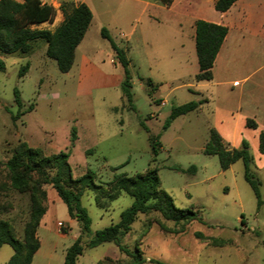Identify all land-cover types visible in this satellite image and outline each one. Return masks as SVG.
<instances>
[{
    "label": "rangeland",
    "instance_id": "rangeland-1",
    "mask_svg": "<svg viewBox=\"0 0 264 264\" xmlns=\"http://www.w3.org/2000/svg\"><path fill=\"white\" fill-rule=\"evenodd\" d=\"M109 3L110 9L91 5L95 18L66 72L46 55V44L40 39L28 55L0 54L5 65L0 71V218L22 239L30 215V193L9 187L3 163L25 142L39 147L43 155L68 152L73 178L88 170L94 172L96 187L77 186L82 190L81 203L91 218L92 232L116 222L120 211L132 202L123 191L115 197L109 195L112 175L119 172L133 175L156 167L160 188L174 204L199 211L200 220L187 222L166 220L153 210L139 213L123 241L131 250L139 248L146 259L142 264H155L150 259L167 264H264V154L258 151L257 129L218 105V100L210 97L208 81L194 79L198 66L190 41L185 43L190 50L185 53L179 39L168 34L167 26L149 19L141 6L129 0ZM57 21L55 16L37 27L52 29ZM103 25L130 58L134 109L122 97L123 69L118 61L110 62L114 54L100 35ZM26 62L28 70L19 75ZM148 77L156 89L147 86ZM15 88L22 109L31 103L33 108L12 121L10 115L17 111ZM203 97H209L208 101L164 127L173 105ZM72 128L76 134L73 142ZM211 128L229 148L247 143L250 170L260 180L263 202L259 207L244 179L241 160L223 170L217 155L203 152ZM157 134L161 146L154 155L148 135ZM192 165L196 168L187 170ZM41 187L46 193V210L37 227L40 245L31 264H63L65 248L79 234V225L69 217L52 186ZM87 239L83 235L82 240ZM12 252L10 245H1L0 264H5ZM128 260L113 243L105 242L85 248L77 264H125Z\"/></svg>",
    "mask_w": 264,
    "mask_h": 264
},
{
    "label": "trees",
    "instance_id": "trees-1",
    "mask_svg": "<svg viewBox=\"0 0 264 264\" xmlns=\"http://www.w3.org/2000/svg\"><path fill=\"white\" fill-rule=\"evenodd\" d=\"M235 1L215 0L213 7L215 10L223 12ZM58 9L63 15L59 25L53 29L38 28L36 25L53 20L57 8L52 4L42 0H0V54L28 55L34 51L36 40L40 39L46 44V55L55 59L59 70L68 71L73 64L75 48L82 40L91 22L92 12L85 2L62 1ZM194 28L198 65L194 79L196 81L210 80L212 79L213 62L226 36L227 27L204 19H196ZM100 35L108 40L115 60L122 66L123 80L120 85L122 97L126 100L128 107L134 109L131 75L128 68L130 58L125 50L112 39L106 27L100 28ZM4 67V61L0 58V71ZM28 67L29 62L23 64L20 67L19 75H23ZM145 83L147 86H152L151 90L157 87L150 77L146 78ZM14 101L17 104V111L10 115L12 121L33 108L31 103L26 109H22L17 88L14 89ZM205 101V98H201L173 105L164 127H167L170 121L178 115L197 109ZM140 124L145 131L149 130L143 121ZM246 125L255 128L256 122L253 119H247ZM75 139V129L72 128L70 140L73 142ZM258 139L259 151L264 153V129L260 130ZM148 140L152 153L156 155L161 146L159 135H148ZM203 152L217 155L219 166L223 170L235 161L241 160L244 165V179L256 196L257 207L262 204L263 199L258 188L260 180L250 170L251 156L245 141H242L238 148H229L222 141L218 131L211 128L210 138L206 142ZM68 156V152L64 151L43 155L39 147H32L23 142L3 163L8 173L9 187L18 191H28L31 203L30 215L24 224L22 239L16 237L12 225L7 220L0 218V247L3 244H8L13 250L5 264H31L33 255L39 248L37 227L46 210V193L41 187L42 184L52 186L57 196L66 205L69 217L75 219L79 225V234L64 251L63 264H77V258L85 248L96 247L105 242L113 243L119 252L129 258L125 264L145 262L146 259L139 248L131 250L123 241L139 213L157 211L164 219L173 222L201 219L197 209L180 208L174 204L172 197L160 188L157 168L150 167L145 172L133 175H126L122 172L112 175L110 181L112 192L109 195L115 197L123 191L132 198V202L120 211L119 219L116 222L92 232L91 218L86 207L81 203L82 190L77 186L96 187L93 183L94 172L88 170L78 178H73ZM173 168L184 170L180 167ZM195 168L192 165L187 170ZM0 188H2L1 185ZM196 234L201 236L200 232ZM83 235L88 237L86 241L82 240ZM150 262L167 264L159 259H150Z\"/></svg>",
    "mask_w": 264,
    "mask_h": 264
},
{
    "label": "crops",
    "instance_id": "crops-1",
    "mask_svg": "<svg viewBox=\"0 0 264 264\" xmlns=\"http://www.w3.org/2000/svg\"><path fill=\"white\" fill-rule=\"evenodd\" d=\"M42 1L57 8L55 16L58 21L54 27L59 25L63 19V15L58 9L62 1L85 2L90 10L92 9L91 5L95 6V4L110 9L109 0H92V2L88 0ZM129 1L134 6H141V11L146 13L149 19L156 22L162 21L167 26L168 34L172 38L179 39L185 53L189 49L195 51L194 21L196 19H204L227 27L226 36L213 62L212 79L199 81H208L212 88L210 97L218 100V105L223 109L239 114L245 125L247 119H253L256 122V127L252 129H257L258 139L260 130L264 129V0H236L223 12L214 9L215 0ZM94 18L95 14L92 12L91 22ZM120 36L126 38L122 32ZM84 37L85 34L75 51L77 48L82 49L81 44ZM187 41L191 43L188 50L187 46L185 47ZM110 62L116 64L114 56L110 58ZM203 98L207 102L209 97Z\"/></svg>",
    "mask_w": 264,
    "mask_h": 264
}]
</instances>
